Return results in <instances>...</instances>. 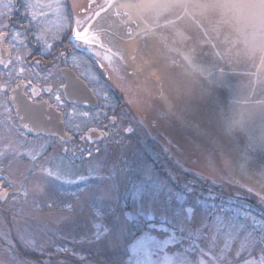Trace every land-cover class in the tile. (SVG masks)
Returning a JSON list of instances; mask_svg holds the SVG:
<instances>
[{
  "label": "rangeland",
  "instance_id": "1",
  "mask_svg": "<svg viewBox=\"0 0 264 264\" xmlns=\"http://www.w3.org/2000/svg\"><path fill=\"white\" fill-rule=\"evenodd\" d=\"M111 82L143 130L133 122L115 145L89 146L91 156L52 137L18 149L4 136L14 125L0 123V185L9 194L0 203V264H97L117 249L131 264H264V201L210 176L211 157L198 146L179 160L129 102L126 83Z\"/></svg>",
  "mask_w": 264,
  "mask_h": 264
},
{
  "label": "water",
  "instance_id": "2",
  "mask_svg": "<svg viewBox=\"0 0 264 264\" xmlns=\"http://www.w3.org/2000/svg\"><path fill=\"white\" fill-rule=\"evenodd\" d=\"M83 19L94 39L84 48L126 83L154 136L179 160L198 146L211 157L210 176L264 201V0H96ZM68 71L65 95L83 104L77 89L89 88ZM58 117L33 128L68 139Z\"/></svg>",
  "mask_w": 264,
  "mask_h": 264
},
{
  "label": "flooded vegetation",
  "instance_id": "3",
  "mask_svg": "<svg viewBox=\"0 0 264 264\" xmlns=\"http://www.w3.org/2000/svg\"><path fill=\"white\" fill-rule=\"evenodd\" d=\"M95 1L0 0V79L4 78L0 83L4 97L0 101V123L14 125L9 126L13 131L4 136H13L18 145L21 143L18 149L28 145L27 140L52 137L62 145L77 141L84 145L80 151L91 156L97 150H89V146L100 141L115 145L121 135L132 133L133 122L143 130L134 107L131 109L120 97L106 71L84 48L85 43L94 40L86 38L89 23L83 18ZM68 70L89 88L77 89L83 104L71 102L65 95L64 72ZM58 112L68 139L34 130L35 122L51 128L59 121ZM6 143L9 146L10 140ZM5 190L0 185V192L7 194V199Z\"/></svg>",
  "mask_w": 264,
  "mask_h": 264
},
{
  "label": "trees",
  "instance_id": "4",
  "mask_svg": "<svg viewBox=\"0 0 264 264\" xmlns=\"http://www.w3.org/2000/svg\"><path fill=\"white\" fill-rule=\"evenodd\" d=\"M234 189L239 191L238 188L234 187ZM246 194H248V193L246 192ZM251 197H253V196H251ZM263 212H264V210H263ZM83 259H85L86 261L90 260V256L87 253H85V255L83 256ZM97 264H131V261H130V259H128L126 253L122 252L121 249H117L116 251L112 252L111 254L100 257Z\"/></svg>",
  "mask_w": 264,
  "mask_h": 264
},
{
  "label": "clouds",
  "instance_id": "5",
  "mask_svg": "<svg viewBox=\"0 0 264 264\" xmlns=\"http://www.w3.org/2000/svg\"><path fill=\"white\" fill-rule=\"evenodd\" d=\"M232 7L235 8L237 12H240L242 10L241 5H233ZM258 26H264V21H261Z\"/></svg>",
  "mask_w": 264,
  "mask_h": 264
}]
</instances>
